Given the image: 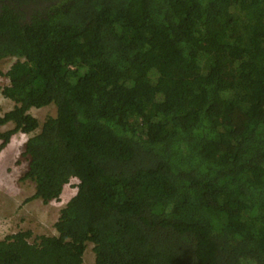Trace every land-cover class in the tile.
I'll return each mask as SVG.
<instances>
[{"label": "trees", "instance_id": "1", "mask_svg": "<svg viewBox=\"0 0 264 264\" xmlns=\"http://www.w3.org/2000/svg\"><path fill=\"white\" fill-rule=\"evenodd\" d=\"M5 59L25 202L77 183L0 264H264V0H0Z\"/></svg>", "mask_w": 264, "mask_h": 264}, {"label": "rangeland", "instance_id": "2", "mask_svg": "<svg viewBox=\"0 0 264 264\" xmlns=\"http://www.w3.org/2000/svg\"><path fill=\"white\" fill-rule=\"evenodd\" d=\"M13 59L0 62V71L5 72ZM0 76V82H2ZM13 107L11 102L0 96V115ZM51 106L41 109H31L29 113L41 124L44 117L53 112ZM12 124L0 127V131L11 129ZM30 135L17 133L8 145L0 152V239L20 231H31L33 240L35 236H54L56 232L53 224L56 222L59 211L65 203L75 194L73 187L77 181L71 180L64 186L59 201L43 204L40 200L25 202L34 191L29 181H19L26 170L27 163L21 156L23 144ZM91 244H87L83 259L85 264H93ZM92 262V263H91Z\"/></svg>", "mask_w": 264, "mask_h": 264}, {"label": "crops", "instance_id": "3", "mask_svg": "<svg viewBox=\"0 0 264 264\" xmlns=\"http://www.w3.org/2000/svg\"><path fill=\"white\" fill-rule=\"evenodd\" d=\"M66 204V203H65ZM92 263V262H91ZM93 264H94V259H93Z\"/></svg>", "mask_w": 264, "mask_h": 264}]
</instances>
